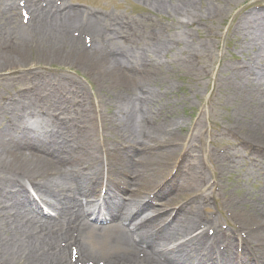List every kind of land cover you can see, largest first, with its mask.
<instances>
[{
	"label": "rangeland",
	"instance_id": "374dc122",
	"mask_svg": "<svg viewBox=\"0 0 264 264\" xmlns=\"http://www.w3.org/2000/svg\"><path fill=\"white\" fill-rule=\"evenodd\" d=\"M29 2L47 10L54 6L60 13L74 11L80 22L95 18L105 32L100 37L85 32L78 21L63 26V33L57 30L62 25L54 23L53 38L11 28L16 17L26 28ZM69 32L83 50H92L86 57L93 66L76 48L45 46L69 44V38H56L71 37ZM158 43L166 50L156 52ZM15 50L21 58L0 67L2 107L30 93L37 98L30 106L38 104V113L67 118L74 126L66 135L84 121L91 130L79 139L81 145L104 165L114 159L115 146L120 153L136 146L139 126L151 128L160 115L179 118L183 132H177L174 145L156 148L157 157L151 158L157 161L161 152L175 151L169 174L157 188L167 193L158 208L188 206L225 232L237 228L243 211L264 216V103L251 92L264 87V77L257 79L254 69L245 74L252 61H264V0H0V58ZM120 51L131 54L136 69L111 70ZM150 90L155 99L145 104V116L132 117L128 124L126 107L131 109L132 100ZM49 92L63 95L59 100L68 105L66 111H50L52 100L44 98ZM250 130L260 131V145L254 148L247 142L253 139ZM14 153H23L24 159L28 150ZM183 178L191 181L182 186ZM177 195L175 205H168V198ZM66 251L71 261L76 250L69 246Z\"/></svg>",
	"mask_w": 264,
	"mask_h": 264
},
{
	"label": "bare ground",
	"instance_id": "6f19581e",
	"mask_svg": "<svg viewBox=\"0 0 264 264\" xmlns=\"http://www.w3.org/2000/svg\"><path fill=\"white\" fill-rule=\"evenodd\" d=\"M47 9L33 2L25 4L26 28L18 17L11 18V28L23 33L37 30L39 35L42 32L53 38L54 23L62 25L57 30L63 33L67 23L80 22L74 11ZM79 24L96 36L104 30L95 18ZM69 34L71 37H56L69 38V44L64 40L65 46H56L57 41L45 46L76 48L93 66L86 57L92 50H83L80 39ZM156 45V52L166 50L164 45ZM21 54L15 50L1 57L0 67L16 62ZM131 58L129 52L120 51L111 70L136 69ZM249 68L245 74L256 70L257 79L264 77V61H252ZM251 92L264 103V87L257 85ZM62 97L50 92L44 97L52 100L48 102L52 113L68 108L59 100ZM36 99L23 93L17 102L0 105V264H264V216L243 211L237 228L225 232L213 220L200 219L188 206L172 211L158 208L162 205L159 199L167 193L157 188L169 174L168 162L175 151L161 152L157 161L151 158L157 157L156 148L160 151L174 145L177 132H183L179 118L166 120L160 115L151 128L139 126L136 146L123 153L115 146L114 159L104 165L81 145L79 139L91 130L84 121L79 120L78 129L68 137V129L74 126L67 118L58 121L38 113V104L30 106ZM154 99L150 90L132 100L134 105L126 107L124 114L127 123L133 124L132 117L145 116V104ZM249 133L253 138L247 141L249 146H259L260 131ZM20 148L28 150L24 159L23 153H14ZM161 158L164 161L158 160ZM189 181L183 178L182 186ZM178 197H169L168 205H175ZM153 210L158 214L149 213ZM69 246L76 250L71 261L66 251Z\"/></svg>",
	"mask_w": 264,
	"mask_h": 264
}]
</instances>
